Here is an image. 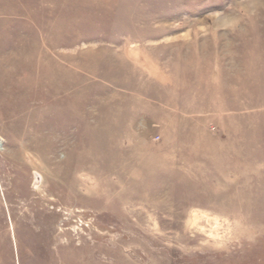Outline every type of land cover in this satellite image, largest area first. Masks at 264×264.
I'll return each mask as SVG.
<instances>
[{
	"label": "rangeland",
	"instance_id": "374dc122",
	"mask_svg": "<svg viewBox=\"0 0 264 264\" xmlns=\"http://www.w3.org/2000/svg\"><path fill=\"white\" fill-rule=\"evenodd\" d=\"M0 264H264V0H0Z\"/></svg>",
	"mask_w": 264,
	"mask_h": 264
}]
</instances>
